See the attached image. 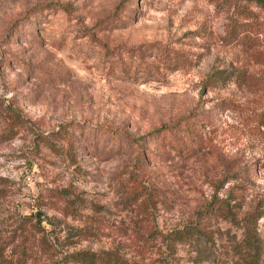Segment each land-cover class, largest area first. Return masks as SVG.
Here are the masks:
<instances>
[{
	"label": "rangeland",
	"instance_id": "1",
	"mask_svg": "<svg viewBox=\"0 0 264 264\" xmlns=\"http://www.w3.org/2000/svg\"><path fill=\"white\" fill-rule=\"evenodd\" d=\"M190 224L208 240L170 259L159 234ZM249 246L264 0H0V264H251Z\"/></svg>",
	"mask_w": 264,
	"mask_h": 264
},
{
	"label": "trees",
	"instance_id": "2",
	"mask_svg": "<svg viewBox=\"0 0 264 264\" xmlns=\"http://www.w3.org/2000/svg\"><path fill=\"white\" fill-rule=\"evenodd\" d=\"M251 1V0H250ZM256 4L261 3L263 0H254ZM159 132V130H156ZM223 206H215L212 208L214 211L224 210ZM207 209V208H206ZM39 222V221H38ZM161 243L164 245V250L169 253V258L174 252L175 246L184 244V243H199L202 240H208L205 236V232L199 229V226L195 224L185 225L179 229H174L168 231L164 234H159ZM249 240H246L248 242ZM252 252L253 260L251 264H259L264 254V250L256 246H249L247 248ZM67 258V263L71 262L73 264H133L129 263L122 255L114 251H101V252H87V251H78L72 252L69 255L65 256ZM166 264H170L167 262Z\"/></svg>",
	"mask_w": 264,
	"mask_h": 264
}]
</instances>
